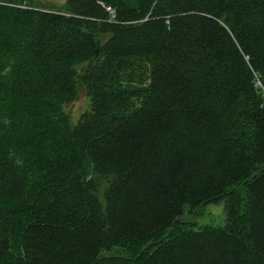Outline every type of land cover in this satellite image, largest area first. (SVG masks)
Returning a JSON list of instances; mask_svg holds the SVG:
<instances>
[{
	"label": "trees",
	"instance_id": "1",
	"mask_svg": "<svg viewBox=\"0 0 264 264\" xmlns=\"http://www.w3.org/2000/svg\"><path fill=\"white\" fill-rule=\"evenodd\" d=\"M0 264H264V0H0Z\"/></svg>",
	"mask_w": 264,
	"mask_h": 264
},
{
	"label": "rangeland",
	"instance_id": "2",
	"mask_svg": "<svg viewBox=\"0 0 264 264\" xmlns=\"http://www.w3.org/2000/svg\"><path fill=\"white\" fill-rule=\"evenodd\" d=\"M40 2L48 5L50 8L57 10L61 8V4L64 0H39ZM104 7V6H102ZM248 59V58H246ZM87 107V101L83 94H80L79 98L66 107V111L72 116L75 121L79 114ZM196 219V217H195ZM223 219V213L221 206L208 205L202 210V214L197 216L195 220L197 224H220Z\"/></svg>",
	"mask_w": 264,
	"mask_h": 264
},
{
	"label": "built area",
	"instance_id": "3",
	"mask_svg": "<svg viewBox=\"0 0 264 264\" xmlns=\"http://www.w3.org/2000/svg\"><path fill=\"white\" fill-rule=\"evenodd\" d=\"M107 10L109 11V13H113V11L111 10V9H109V8H107ZM258 84V83H257ZM259 85V84H258Z\"/></svg>",
	"mask_w": 264,
	"mask_h": 264
}]
</instances>
